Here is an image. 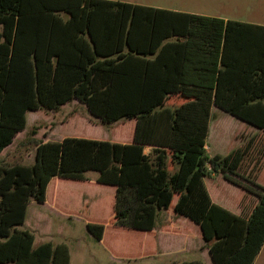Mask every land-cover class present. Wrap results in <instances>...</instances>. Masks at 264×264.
<instances>
[{"label": "trees", "instance_id": "16d2710c", "mask_svg": "<svg viewBox=\"0 0 264 264\" xmlns=\"http://www.w3.org/2000/svg\"><path fill=\"white\" fill-rule=\"evenodd\" d=\"M73 100L103 124L130 123L112 140L131 142L65 137L35 144L31 165L0 163V264H69L65 244L34 246L20 229L52 181L113 189L100 217L89 189L53 205L82 214L117 257L155 252L166 211L184 223L181 233L203 240L213 264L254 263L264 244L263 25L117 1L0 0V153L25 129L26 113ZM213 108L255 134L210 155ZM88 173L97 175L92 185ZM204 180L255 204L236 215L212 201Z\"/></svg>", "mask_w": 264, "mask_h": 264}, {"label": "rangeland", "instance_id": "374dc122", "mask_svg": "<svg viewBox=\"0 0 264 264\" xmlns=\"http://www.w3.org/2000/svg\"><path fill=\"white\" fill-rule=\"evenodd\" d=\"M138 4L155 8H180L185 11L213 15L218 11L228 16V20L243 23L264 24V0H115ZM225 6L227 8L222 9ZM222 9V10H221ZM213 118L210 123L209 137L206 151L210 155H223L229 152L236 144H240L253 136L255 129L245 125L227 113L213 108ZM26 131L16 143L0 156L3 165L24 164L31 165L34 162L35 144L42 142H60L65 137H83L97 140H111L112 127L114 137H126L130 129V123L121 122L115 125L103 124L99 119L92 117L86 107L77 101L60 108L58 112L36 111L28 113L26 117ZM113 136V135H112ZM94 178L96 173H89ZM54 181H52V184ZM67 184V192L72 189V183ZM95 190L88 193L90 199L96 198V216L99 214L101 201L104 196L113 193L109 187L95 186ZM226 197L236 199V191L228 186L220 185ZM43 220L51 213L48 209L40 208ZM89 213V212H88ZM87 213V214H88ZM34 203L28 208L25 228L33 230L35 244L51 241L52 243H65L70 250V264H135L120 261L112 257L108 251L86 229L85 222L80 217L72 219L56 218L52 231L45 223H35L33 219ZM56 215V214H55ZM54 216V215H53ZM55 217V216H54ZM39 224V225H38ZM62 225V226H61ZM63 230L62 235L56 232ZM48 233V234H47ZM47 234V235H46ZM198 238V237H196ZM196 243V242H195ZM197 246L200 245L196 243ZM198 248V247H197ZM9 264V263H7ZM254 264H264V244L256 257Z\"/></svg>", "mask_w": 264, "mask_h": 264}, {"label": "crops", "instance_id": "0c3cea01", "mask_svg": "<svg viewBox=\"0 0 264 264\" xmlns=\"http://www.w3.org/2000/svg\"><path fill=\"white\" fill-rule=\"evenodd\" d=\"M105 1H115V0H105ZM117 2H121V1H117ZM123 3H127V2H123ZM221 8L225 9L227 7L222 6ZM161 9H165V8H161ZM165 10H169V11H173V12H185V13H190V14H195V15H200V16H206V17H213V18L228 20V16L223 15V14H219V13H221L220 11H218L216 14H213V15H205L202 13H194L191 11H185V10H182L180 8H166ZM253 24H258V25L264 26L263 23H253ZM74 101H76V100H73L72 102H74ZM29 113H32V112H29ZM27 114L28 113H26V117H27ZM117 123H119V122L113 123L111 125H115ZM26 129H27V127H25V129L23 131L19 132L14 137L12 143L9 146H7L0 153V156L3 155V153L5 151H7V149L11 148L16 143V141L21 137V135H23V133L26 131ZM112 131H113V127H112ZM110 141L111 142H118V143H130L131 142L130 137H127L125 139H114V140H112V135H111ZM149 152H150V147H145L144 153L147 154ZM88 174H87V177L91 181L87 184L92 185L93 180H95L97 175L94 178H91L90 176H88ZM65 182L66 181H55L53 183L52 187L48 190L47 195H46V201L44 203H37V202L32 201L34 203L33 219H34L36 224L39 223L38 222L39 218H40V223L47 221L45 224L50 228L48 230V233L52 231V228L54 227V224H55V220L58 217H61L62 219H66V218L72 219L74 217H80V218H82V220L85 222V225H86V220L84 219V216L82 214L65 213L62 210H60L58 207L53 205V203L56 204L58 202V199L61 195H65L67 193V191H66L67 184H65ZM69 183L73 184L72 189L69 188L70 192L81 193V191L83 192L84 189L85 190H87V189L91 190V187H85V186L83 189V184L80 182H69ZM204 183H205V180H204ZM209 184H210V186L207 183H205L206 188H207V190L211 196L212 201L217 203L218 205L222 206L223 208L235 213L236 215L245 216L247 214V212L255 204V199L253 197L247 195L246 193H244L243 191H241L237 188L230 187L236 191L235 192L236 193L235 194L236 199L233 200L231 198L226 197L223 190H218L217 186L214 183L213 184L209 183ZM32 202H30L28 204V208ZM28 208H27V213H28ZM40 208L41 209L42 208L48 209L50 212L52 211L51 213L56 214V215L53 214L55 217L52 214H48L47 219L43 220L44 218L42 216L41 211L39 210ZM27 213H26V218H27ZM25 221H26V219H25ZM183 224H184L183 222L177 223L176 220L172 219L169 216L168 212L160 211L158 214L157 222H156V228L154 229V233L156 235V251L153 253H145V252H143L144 250H141V253L137 258L126 259V258L117 257L110 252V250L104 245V243L102 241H99V242L108 251V253L112 257H114L120 261H124V262L127 261L129 263H135V264H186V263L196 262L199 264H213L212 258L209 254V251L207 250V248H206V246H205V244L201 238H196L191 233H181L180 229H181V227H184ZM26 226L27 225H25V222H24L23 227L20 229H25V230H28L29 232L30 231L33 232V230L26 229L25 228ZM56 233L58 235L61 234L63 237V230H60L59 232H56ZM63 239H66V238L63 237ZM45 242H51V241H45ZM45 242L41 241L38 244H35V237H34V246H37V245H39L41 243H45ZM195 242L199 243L200 245L197 246V244ZM52 244H54V243H52ZM56 244H61V243H55L54 245H56ZM63 244H65V243H63ZM68 252H69V264H70L71 255H70L69 248H68Z\"/></svg>", "mask_w": 264, "mask_h": 264}]
</instances>
